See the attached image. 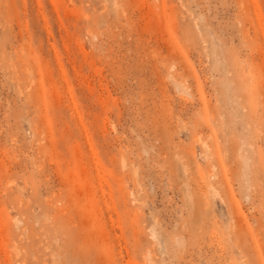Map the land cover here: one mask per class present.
Here are the masks:
<instances>
[{
    "label": "rangeland",
    "instance_id": "obj_1",
    "mask_svg": "<svg viewBox=\"0 0 264 264\" xmlns=\"http://www.w3.org/2000/svg\"><path fill=\"white\" fill-rule=\"evenodd\" d=\"M0 264H264V0H0Z\"/></svg>",
    "mask_w": 264,
    "mask_h": 264
}]
</instances>
